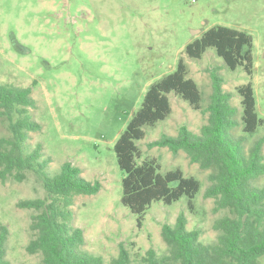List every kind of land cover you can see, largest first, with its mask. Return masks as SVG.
I'll return each instance as SVG.
<instances>
[{
	"label": "rangeland",
	"instance_id": "rangeland-1",
	"mask_svg": "<svg viewBox=\"0 0 264 264\" xmlns=\"http://www.w3.org/2000/svg\"><path fill=\"white\" fill-rule=\"evenodd\" d=\"M214 26L247 33L253 40V68L229 71L214 49L191 59L185 46ZM187 66L202 96L194 110L174 94H168L171 114L136 142L141 163L154 159L162 174L180 169L185 177L199 180L201 190L192 210L187 200L165 206L154 202L142 226L121 205L122 173L114 145L139 109L149 86L172 72L177 61ZM222 78L236 109L237 127L232 134L244 139L245 150L264 139V127L256 133L242 132L241 98L237 88L250 84L258 116L264 120V0H0V84L30 88L36 107L30 115L41 130L29 134L31 148L41 144L48 170L56 173L69 164L81 177L99 182L93 195L74 198L73 221L82 231V250L103 259L104 264L127 250L131 264H142L149 249L164 254V224L173 226L183 214L187 230H198L200 241L210 244L217 232L213 221L226 211L214 213L213 200L204 197L210 171L201 170L179 150L154 145L162 136L177 137L181 128L198 135L207 124L212 93L211 73ZM8 135L0 121V137ZM264 156V145H263ZM264 187V175L254 184ZM46 193L33 173L18 183L0 182V226L9 231L6 259L11 264H42L40 255L25 248L32 238V210L19 209L20 200L44 199ZM264 264V257L261 259Z\"/></svg>",
	"mask_w": 264,
	"mask_h": 264
},
{
	"label": "trees",
	"instance_id": "trees-1",
	"mask_svg": "<svg viewBox=\"0 0 264 264\" xmlns=\"http://www.w3.org/2000/svg\"><path fill=\"white\" fill-rule=\"evenodd\" d=\"M209 48L214 49L229 71L242 68L251 75L253 40L247 33L214 26L188 43L184 52L191 59H200ZM213 71L209 116L200 133L195 135L183 127L177 137L162 136L154 145L167 147L172 153L181 150L201 170L210 171L209 186L203 195L213 200L214 213L228 214L213 221L212 229L217 235L210 244L200 241L198 230L188 231L187 220L180 214L173 226L164 224L161 228L165 253L157 255L149 249L142 264H262L264 187L254 184L264 175V139H257L246 151L244 139L232 134L238 125L236 109L230 104L231 95L222 89V78ZM187 73L186 64L179 59L172 72L151 84L114 145L123 176L120 202L135 215L137 228L142 226L152 203L170 206L185 198L192 210L201 190L199 180L185 177L180 169L162 174L154 159L137 162L141 155L135 143L144 138L143 129L163 122L171 114L168 94L178 96L194 110L201 109V93ZM236 92L241 98L242 132L252 135L264 127V120L257 114L254 90L246 84ZM35 107L30 88L0 84V121L8 133L0 137V182L11 179L21 183L27 173H33L46 193L44 199L20 200L16 204L19 209L35 212L29 224L32 238L25 250L30 255H40L42 264H104L102 257L81 249L84 238L72 224L71 209L76 196L93 195L101 185L85 180L69 164L54 174L49 172L51 160L44 157L42 145L31 149L28 145L29 134L41 130L29 112ZM8 236V229L0 226V264H11L6 259ZM109 264H131L127 250L120 247L118 256Z\"/></svg>",
	"mask_w": 264,
	"mask_h": 264
}]
</instances>
